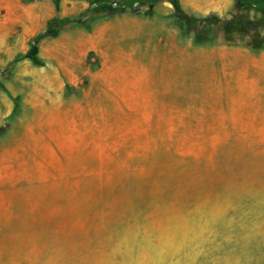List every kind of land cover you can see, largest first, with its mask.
<instances>
[{
    "label": "rangeland",
    "instance_id": "374dc122",
    "mask_svg": "<svg viewBox=\"0 0 264 264\" xmlns=\"http://www.w3.org/2000/svg\"><path fill=\"white\" fill-rule=\"evenodd\" d=\"M94 1L0 0V264H137L264 210V8Z\"/></svg>",
    "mask_w": 264,
    "mask_h": 264
},
{
    "label": "bare ground",
    "instance_id": "6f19581e",
    "mask_svg": "<svg viewBox=\"0 0 264 264\" xmlns=\"http://www.w3.org/2000/svg\"><path fill=\"white\" fill-rule=\"evenodd\" d=\"M196 214V213H195ZM193 214V222L164 234L156 245L149 241L144 260L137 264H210L218 254L226 258L215 264H238L235 257L242 252L246 256L252 246L264 241V210L234 211L210 214V219ZM197 216V217H196ZM204 222L212 226L205 232ZM140 262V263H139Z\"/></svg>",
    "mask_w": 264,
    "mask_h": 264
},
{
    "label": "trees",
    "instance_id": "16d2710c",
    "mask_svg": "<svg viewBox=\"0 0 264 264\" xmlns=\"http://www.w3.org/2000/svg\"><path fill=\"white\" fill-rule=\"evenodd\" d=\"M139 0H120V1H116L119 3V5H117V7H126V6H130V5H134L136 6V2H138ZM147 2L151 3V4H156L158 2V0H146ZM243 2V4H246L250 7H256V8H264V0H241ZM94 4H101V3H106V2H112L111 0H101V1H94ZM114 2V1H113ZM45 36L44 34L41 33L40 37ZM262 39L256 38L254 43H253V47L254 49H261L262 48Z\"/></svg>",
    "mask_w": 264,
    "mask_h": 264
},
{
    "label": "water",
    "instance_id": "95a60500",
    "mask_svg": "<svg viewBox=\"0 0 264 264\" xmlns=\"http://www.w3.org/2000/svg\"><path fill=\"white\" fill-rule=\"evenodd\" d=\"M137 3H138V2H137ZM137 3H136V4H137Z\"/></svg>",
    "mask_w": 264,
    "mask_h": 264
}]
</instances>
